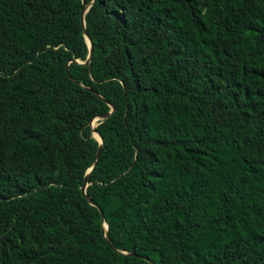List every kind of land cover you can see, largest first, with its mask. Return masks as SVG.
I'll use <instances>...</instances> for the list:
<instances>
[{"label":"trees","instance_id":"1","mask_svg":"<svg viewBox=\"0 0 264 264\" xmlns=\"http://www.w3.org/2000/svg\"><path fill=\"white\" fill-rule=\"evenodd\" d=\"M82 6L0 0V264H264V0Z\"/></svg>","mask_w":264,"mask_h":264},{"label":"water","instance_id":"2","mask_svg":"<svg viewBox=\"0 0 264 264\" xmlns=\"http://www.w3.org/2000/svg\"><path fill=\"white\" fill-rule=\"evenodd\" d=\"M93 1L94 0H92L89 4H86L85 3V0H82L83 6L81 8L80 19L82 21V27H83L84 36H85V38L87 40V43L89 45V54L87 56V59L84 62H82V63H90L91 56H92V51H93V49H92V43H91L90 37H89V35H88V33H87L86 29H85V22H84V14L89 9V7L91 6V4H92ZM113 110H114V107H113V105H111V110L108 113H106V114H103V115L98 116L97 119L100 118V117H107V116H109L113 112ZM92 121H93V119H92ZM92 121H91V126H92L91 128H92V131L94 133V137L99 141V146H98V149L96 151V155H95V158H94L93 165L88 169L87 173L93 168V166L97 162V159H98V157H99V155L101 153V150H102V143H103V138H102L101 134L95 128V125H93ZM87 182H88V175H85L84 181H83V185L81 187L82 193H83V195L85 197H87L86 196V192H85V188H86V186L88 184ZM87 199L89 200L90 204L95 205L98 208L99 213L101 215V220L103 221V226H104L103 233H104V237H105L107 243L110 246H112V244H111V242L109 240V237H108L107 223L104 221V216H103L102 209L93 200L89 199L88 197H87Z\"/></svg>","mask_w":264,"mask_h":264},{"label":"rangeland","instance_id":"3","mask_svg":"<svg viewBox=\"0 0 264 264\" xmlns=\"http://www.w3.org/2000/svg\"><path fill=\"white\" fill-rule=\"evenodd\" d=\"M96 120H97V117L93 119L92 121L93 125H95Z\"/></svg>","mask_w":264,"mask_h":264}]
</instances>
